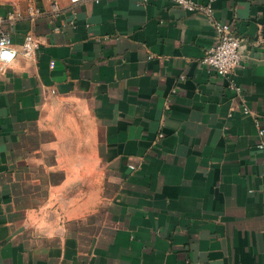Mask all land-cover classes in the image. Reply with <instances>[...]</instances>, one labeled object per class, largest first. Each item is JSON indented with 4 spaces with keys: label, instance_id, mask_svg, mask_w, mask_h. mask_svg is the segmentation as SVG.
<instances>
[{
    "label": "crops",
    "instance_id": "crops-1",
    "mask_svg": "<svg viewBox=\"0 0 264 264\" xmlns=\"http://www.w3.org/2000/svg\"><path fill=\"white\" fill-rule=\"evenodd\" d=\"M0 32L38 41L0 69V264H264V0H0Z\"/></svg>",
    "mask_w": 264,
    "mask_h": 264
},
{
    "label": "built area",
    "instance_id": "built-area-1",
    "mask_svg": "<svg viewBox=\"0 0 264 264\" xmlns=\"http://www.w3.org/2000/svg\"><path fill=\"white\" fill-rule=\"evenodd\" d=\"M77 3L83 0H71ZM174 3L191 11H199L210 14L213 10V3L216 0H209L206 4L198 3L195 0H171ZM54 4V8H56ZM214 29L216 32V39L214 44L209 47L202 62L209 71L217 73L218 75L227 76L234 68L242 63L243 39L233 32L232 25L223 21H215ZM38 47V41L31 34H27L21 49H18L12 36L9 32H0V69H4L16 58L18 53L30 55ZM239 90V87H237ZM245 113H249L248 107H244ZM259 126V134L264 137V125L261 119H255ZM260 148H264V142L259 144ZM134 168V165H131Z\"/></svg>",
    "mask_w": 264,
    "mask_h": 264
}]
</instances>
